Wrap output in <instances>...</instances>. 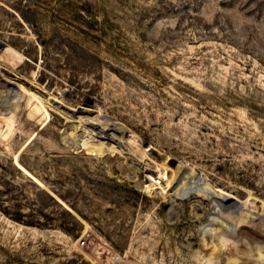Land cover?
I'll return each mask as SVG.
<instances>
[{
	"label": "rangeland",
	"instance_id": "1",
	"mask_svg": "<svg viewBox=\"0 0 264 264\" xmlns=\"http://www.w3.org/2000/svg\"><path fill=\"white\" fill-rule=\"evenodd\" d=\"M211 233L264 256V0H0V264H208Z\"/></svg>",
	"mask_w": 264,
	"mask_h": 264
},
{
	"label": "bare ground",
	"instance_id": "2",
	"mask_svg": "<svg viewBox=\"0 0 264 264\" xmlns=\"http://www.w3.org/2000/svg\"><path fill=\"white\" fill-rule=\"evenodd\" d=\"M224 201V200H223ZM213 204V203H212ZM216 207V206H215ZM224 208V207H223ZM219 209V208H218ZM225 209V208H224ZM233 209V208H232ZM231 209V210H232ZM230 210V211H231ZM224 211V210H223ZM222 211V212H223ZM226 211V210H225ZM235 213V212H234ZM211 225V224H210ZM214 232V231H213ZM218 233V232H217ZM212 234V233H211ZM211 237H212V239H209V238H207V237H205L204 238V241H203V244H204V248L202 249V250H204V251H207V250H210L211 252V254L213 255V254H215L214 255V258L215 257H218L219 255H220V258H218V259H215V260H212V256H209L208 258H207V260H206V262L208 263V264H236V263H238V262H233L231 259H230V261H225V259H224V261H222L221 260V256L224 254V250H223V248H221V246L219 245V242H218V240H217V237H216V235L214 234H212L211 235ZM251 243V242H250ZM250 243H249V245H250ZM262 245H264V243H261ZM252 245H254L253 243H252ZM246 247H247V245H246ZM257 246H255V247H249V250H251V248H255L256 250L257 249H259V245H258V247L256 248ZM262 248H264V247H262ZM235 248H233L232 250H234ZM233 252H235V251H233ZM249 252H251V251H249ZM258 252V256H253L252 258L254 259V260H252V262H249V264H264V260H262V259H264V256H261V254H260V251L258 250L257 251ZM257 252H253V250H252V252H251V254H253V253H256V255H257ZM208 253V252H207ZM209 253V254H210ZM236 253H239V252H236ZM259 255H260V259L259 258H255V257H259ZM203 258V257H202ZM255 259H257V260H255ZM217 260H219V261H217ZM253 261H255V263L253 262ZM241 264H247L248 262H240Z\"/></svg>",
	"mask_w": 264,
	"mask_h": 264
},
{
	"label": "built area",
	"instance_id": "3",
	"mask_svg": "<svg viewBox=\"0 0 264 264\" xmlns=\"http://www.w3.org/2000/svg\"><path fill=\"white\" fill-rule=\"evenodd\" d=\"M85 241H86V240L84 239V240H82L80 243H81V244H84V243H85Z\"/></svg>",
	"mask_w": 264,
	"mask_h": 264
}]
</instances>
